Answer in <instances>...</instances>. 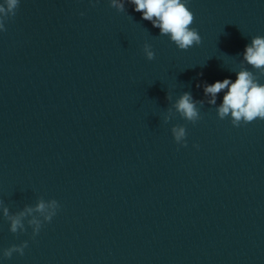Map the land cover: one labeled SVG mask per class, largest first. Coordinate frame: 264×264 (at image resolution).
<instances>
[{
  "label": "clouds",
  "instance_id": "obj_1",
  "mask_svg": "<svg viewBox=\"0 0 264 264\" xmlns=\"http://www.w3.org/2000/svg\"><path fill=\"white\" fill-rule=\"evenodd\" d=\"M189 0H110V6L118 12L126 11L125 3L134 6V11L142 13V19L151 22L153 27L159 29L161 36H167L179 50L199 46L202 37L199 31L192 27L195 22L194 13L188 7ZM20 0H3L0 3V31H6V21L15 17L19 8ZM84 15V13H80ZM143 53L147 60L152 61L156 54L148 43L143 45ZM251 66L254 71L248 70L244 65ZM236 73V80L225 78L213 84L205 83L203 91L207 103L217 105V94L224 92L222 103L216 107L219 119L230 117L234 127H240L256 120H264V36L256 35L246 45L242 54L240 70ZM197 87H200L198 84ZM226 90V91H225ZM166 99L172 100L167 93ZM205 100H194L191 92H183L171 107L167 108L164 115V123H169L177 114L180 118L195 125L201 117L200 110ZM171 133L174 141L181 147H187V130L183 125H173ZM199 148V145H193ZM61 205L56 199L45 200L38 198L34 206L25 205L16 213H10L9 208L0 200V211L9 222V231L13 234L25 233L27 231L25 222L32 229V237L39 235L45 223H50L57 215ZM28 247V241L13 244L2 250L3 259H11L16 253L24 255Z\"/></svg>",
  "mask_w": 264,
  "mask_h": 264
}]
</instances>
